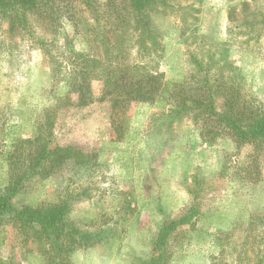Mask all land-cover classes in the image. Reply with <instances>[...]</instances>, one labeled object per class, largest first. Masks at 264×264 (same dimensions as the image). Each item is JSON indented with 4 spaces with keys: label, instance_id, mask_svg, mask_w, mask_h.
I'll use <instances>...</instances> for the list:
<instances>
[{
    "label": "rangeland",
    "instance_id": "rangeland-1",
    "mask_svg": "<svg viewBox=\"0 0 264 264\" xmlns=\"http://www.w3.org/2000/svg\"><path fill=\"white\" fill-rule=\"evenodd\" d=\"M107 1L70 7L77 26L60 18L56 35L38 30L36 37L55 36L63 50V35L78 29L81 35L72 41L77 51L103 54L102 45L122 40L128 49L129 27L120 21L124 3ZM164 1L170 6L158 5L150 16L159 43L154 59L164 73V87L154 103L128 107L120 118L125 129L119 138L110 126L109 100L98 99L102 73L91 75L93 101L77 103L75 93L53 82L49 59L37 40L8 30L7 20H0V188L9 182L11 169L19 170L24 162L22 141L42 135L53 145L95 155L99 163L97 170L76 176L64 166L54 176L32 178L12 199L16 208L37 207L56 203L65 190L79 195L66 222L101 242L73 252L70 264H146L160 226L189 208L190 222L168 238L167 264H256L255 255L264 264V226H256L261 241L234 259L232 241L241 232L230 245L225 243V234L247 223L250 215L264 220V147L237 146L226 128L212 122L206 129L213 136L202 137L201 120L195 122L193 112L170 123L160 121V113L170 109V85L191 75L201 81L207 74L210 81L217 80L214 85L237 86L241 97L251 95L264 111V58L243 39L234 35L231 40L228 31L235 22L227 13L249 0ZM114 5L119 16L111 11ZM250 5L264 14V0ZM217 99L215 108L221 112L223 98ZM1 235L0 264H42L37 243L25 241L10 227Z\"/></svg>",
    "mask_w": 264,
    "mask_h": 264
},
{
    "label": "trees",
    "instance_id": "trees-1",
    "mask_svg": "<svg viewBox=\"0 0 264 264\" xmlns=\"http://www.w3.org/2000/svg\"><path fill=\"white\" fill-rule=\"evenodd\" d=\"M121 2L124 3L122 11L125 13L120 21L129 27V37L131 36L127 39L128 49H123L122 40L119 43L108 42L102 45L103 54H90L77 51L72 46L73 36L81 35L78 29L73 35H63V50L58 49L55 36L45 37L42 33L36 37L35 33L39 30L56 35L60 18L77 26L75 15L68 14L70 7L77 5L85 9L90 6L91 0H0V20H7L8 30L22 32L26 37L37 40L39 48L49 59L53 82L63 84L70 93H75L77 103L86 104L93 101L91 75L96 70L102 73L101 97L98 99L102 101L107 98L110 102V126L117 138L120 131L124 132L125 125H122L120 118L125 116L128 107L133 103H154L164 87V73L157 67L154 59L159 43L157 33L151 28L150 16L158 5L170 6L164 0ZM250 2L251 0L242 1L227 13L229 20L235 22L228 31L231 40L234 35L243 39L242 44L257 48L264 58V45L261 44V40H264V14L260 9L252 7ZM114 7L111 11L116 15L118 11L116 5ZM191 61L196 66L199 63L194 56ZM227 63L233 65L232 61ZM207 76L206 74L202 77L203 80L197 81L191 75L189 80L170 85V109L160 113V121L170 123L176 117L189 116L193 112V120H201L202 137L213 136L209 135L211 131L206 129L212 122L216 123L217 127L226 128V135L230 136L237 146L251 144L256 148L264 147V111L258 102L251 95L241 97L237 86L225 83L214 85L217 80L210 81ZM221 80L219 81L222 82ZM217 96L223 98L222 105H225V110L221 112L215 108ZM22 144L25 151L24 162L19 170L11 169L13 173L9 182L0 188V245L4 240L1 233L10 227L21 234L25 241L30 239L37 243L42 264H70L73 252L101 242L94 234L66 222L71 203L76 201L79 195H71L72 191L65 190L64 196L56 203L37 207L16 208L12 199L32 178L44 179L54 176L64 166L72 168L76 176L80 171L97 170L99 163L95 155L84 154L71 146L53 145L49 139L38 134L33 138L24 139ZM192 213L193 209L189 208L179 218L166 221L160 226L151 243V256L146 264H167L171 254L168 238L179 226L190 222ZM256 226H264L260 214L250 215L247 223L239 224L225 234V243L230 245L236 232H241V237L239 235V238L232 241V259L236 253L245 252L255 241H261L262 237ZM239 246L241 250L238 252ZM223 254L224 251L221 252V255ZM255 259L256 264L261 263L259 256L255 255ZM216 263L215 261L212 264Z\"/></svg>",
    "mask_w": 264,
    "mask_h": 264
}]
</instances>
